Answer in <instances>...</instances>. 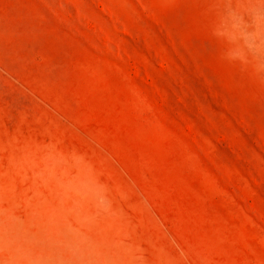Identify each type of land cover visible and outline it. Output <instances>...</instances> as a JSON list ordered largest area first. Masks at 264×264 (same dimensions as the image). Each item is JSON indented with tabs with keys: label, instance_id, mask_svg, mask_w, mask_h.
<instances>
[{
	"label": "rangeland",
	"instance_id": "rangeland-1",
	"mask_svg": "<svg viewBox=\"0 0 264 264\" xmlns=\"http://www.w3.org/2000/svg\"><path fill=\"white\" fill-rule=\"evenodd\" d=\"M0 264H264V0H0Z\"/></svg>",
	"mask_w": 264,
	"mask_h": 264
}]
</instances>
